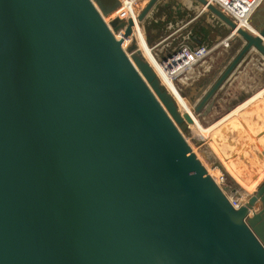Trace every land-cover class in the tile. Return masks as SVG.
<instances>
[{
	"label": "water",
	"instance_id": "obj_1",
	"mask_svg": "<svg viewBox=\"0 0 264 264\" xmlns=\"http://www.w3.org/2000/svg\"><path fill=\"white\" fill-rule=\"evenodd\" d=\"M158 1L137 9L141 29ZM194 1L234 52L189 113L121 0H0V264H264V175L257 207L235 208L241 187L218 184L186 138L244 55L264 58V24Z\"/></svg>",
	"mask_w": 264,
	"mask_h": 264
},
{
	"label": "crops",
	"instance_id": "obj_2",
	"mask_svg": "<svg viewBox=\"0 0 264 264\" xmlns=\"http://www.w3.org/2000/svg\"><path fill=\"white\" fill-rule=\"evenodd\" d=\"M165 2L166 0H159L142 24V31L146 35L149 48L158 61L168 57L183 44L214 46L205 60L197 63L190 71L175 80L174 84L178 93L192 108L234 52L232 42L228 47H223L221 44L230 30L216 17L213 22L212 14L200 13L197 3L193 13L173 23L160 9L161 3ZM183 2L188 6L193 1L184 0ZM175 14H171L172 19L179 15L176 12ZM202 16L205 18L204 21L200 20ZM198 20L201 21V26L192 27V24ZM211 101L213 102L211 110L204 115H198V119L203 127L212 126L210 134L203 136L205 139H201V142H206L213 156L216 155L211 148L214 143L213 146H216L215 148L224 155V158L227 156L225 153L228 152V156L233 154L231 161L234 163L237 160L244 162L247 160L244 153L250 150L252 143H248L249 135L240 124L239 118L252 134H259L258 143L264 150V58L256 50L252 49L244 55L212 96ZM237 108L239 109L234 112ZM234 147L236 150L233 151ZM254 147H257L256 144ZM239 153L241 154L238 155ZM214 158H218L217 155Z\"/></svg>",
	"mask_w": 264,
	"mask_h": 264
},
{
	"label": "bare ground",
	"instance_id": "obj_3",
	"mask_svg": "<svg viewBox=\"0 0 264 264\" xmlns=\"http://www.w3.org/2000/svg\"><path fill=\"white\" fill-rule=\"evenodd\" d=\"M123 1H125V0H123ZM124 6H125V9H127V10L128 9H131L133 11V14L134 15H133L132 19L134 20L135 37L137 39V43L139 45V48L142 50V52L144 53V55L147 57V59L149 60L150 64L158 71V73L160 74L161 79H162L164 85L175 96V98H176V100H177L178 105L180 106V108L182 110H186L189 113H191L190 112V107L187 105V102L185 101L184 98H182L180 96V94L178 93V91H177V89L175 87V84L173 82H171L166 77V75L163 73L162 69L159 67L158 61L156 60V58L152 54L151 49L146 44L145 39H144V35H143L144 32L142 31L141 28L139 29L137 27L139 25L136 22V13L134 11V6L129 5L128 2H126ZM138 7H139V4H137L135 8L137 9ZM122 10H124V8H119L116 11V13H119ZM249 28L252 29L253 31H257V29H254L251 26H249ZM128 43H129V39L127 41L124 40L123 47H125ZM239 108H237L236 110H234V112H236ZM192 119H193V124H191V126H194L196 128V130L202 136L207 135L210 132V130L212 129V126H210V127H203L202 125H200V123L198 122L197 118L195 116H193V115H192ZM248 138H249V141H250V137H248ZM249 144H251V143H249ZM208 145H210V144H208ZM213 145H215V144L213 143ZM213 145H212L211 148L213 149L214 154H216L217 157L222 160L221 162L223 163L224 167L227 169V172H229L230 175H232V177H234V180H237V182H239V185L241 186V194L244 193L243 198H242V202L248 201L251 204H254L255 207H257V204L256 203L258 202V200L256 198V195L254 194L253 189H254V186L259 182V180L264 175V169H263L264 168V156L262 155L261 151L257 147L256 148L254 147L255 146V143H252V145H251L252 147L250 148V150L247 151L246 153H244L247 156V160L245 162L242 161V160H237V162L234 163V162L231 161L230 158L225 157L227 159H230V161L229 160H226L225 158H223V156L220 154V152L218 151V149L215 148L216 146H213ZM236 147H239V146L236 145ZM236 147H234L232 150L233 151L236 150ZM233 151H231V152L233 153ZM240 151H238V152H240ZM240 154L241 153H239L238 155H240ZM196 155L198 156L197 153H196ZM205 168H206L207 172L216 180L217 179L216 176L218 175V172L216 170L217 168L215 169V167H214L213 169H215V170L209 169L206 166H205Z\"/></svg>",
	"mask_w": 264,
	"mask_h": 264
},
{
	"label": "built area",
	"instance_id": "obj_4",
	"mask_svg": "<svg viewBox=\"0 0 264 264\" xmlns=\"http://www.w3.org/2000/svg\"><path fill=\"white\" fill-rule=\"evenodd\" d=\"M141 0H121V7L124 10L117 13L120 17H133V11L131 9H125V3L128 2L129 5L134 6V11L137 14V9L135 8L137 2ZM209 3L214 4L218 7L225 15L230 17L237 27H241L250 32H255L249 28L250 18L255 10L261 5L263 0H207ZM233 31L221 41L223 47H228L231 43ZM214 46L207 45H195L188 46L186 44L180 45L176 51L170 54L165 59L158 61L159 67L162 69L166 77L173 83L175 80L183 75L184 73L190 71L197 63L205 60L208 55L213 50ZM158 73V71L156 70ZM161 78L160 74L158 73ZM217 182V181H216ZM219 184V182H217ZM230 203L233 207H239L243 202L239 198L229 197Z\"/></svg>",
	"mask_w": 264,
	"mask_h": 264
},
{
	"label": "rangeland",
	"instance_id": "obj_5",
	"mask_svg": "<svg viewBox=\"0 0 264 264\" xmlns=\"http://www.w3.org/2000/svg\"><path fill=\"white\" fill-rule=\"evenodd\" d=\"M183 1L184 0H166L165 3H161L160 9H162L163 13L169 17L168 18L169 21H172L173 23H175V21H179V19L183 18L185 15H187L189 13L191 14V13H193L192 11L196 10V1L192 0L193 2H191V4H189L188 6L186 4H184ZM145 2H146V0H141L140 2H137V4H139V7L137 9L142 7ZM184 5H186L187 7ZM183 6H184V8H183ZM175 12L178 13L179 15L172 19L171 14L176 15ZM209 15H211V14H209ZM203 16H205V15H203ZM203 16L200 18L201 21H204V19H205ZM211 19L213 22L215 21L214 20L215 18L213 15H211ZM200 20L194 22V24H192V27L193 26H194V28L198 27L201 24ZM250 24L254 28H257V29H259L261 27V25L264 24V0L261 3V5L252 14V16L250 18ZM137 27L140 29L139 26H137ZM128 39L129 38H126L124 40L127 41ZM197 120L199 122L198 116H197ZM240 124L243 125L242 122H240ZM195 130H196V128L194 126L189 125V129H188L189 132L186 135V138H187L188 142L190 143L191 147L193 148V150L198 154V157L202 161L203 165L209 169H213L214 167H215V169L217 168L216 170L218 172V175L216 176V178H217L216 181L217 182L219 181L220 184L223 183V184H227L230 186H235V183H237L239 185V182H237V180H234V177H232V175H230V173L227 172V169L224 167L223 163L221 162L222 160L220 158L215 159L214 158L215 155L213 156V153L208 150L206 142L205 143L201 142L202 141L201 139H205V137H203L197 130H196L197 132ZM221 155L224 158V155L223 154H221ZM225 155H227L226 156L227 158L232 159L231 156H233V154L228 156V152H227V153H225ZM227 158H225V159L230 161V159H227ZM219 163H221L224 170L221 168ZM215 169H213V170H215ZM256 185L254 186L253 191L255 190ZM243 195H244V193L241 194V190H239L238 193H236L233 197L239 198L242 201Z\"/></svg>",
	"mask_w": 264,
	"mask_h": 264
}]
</instances>
